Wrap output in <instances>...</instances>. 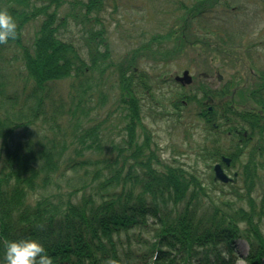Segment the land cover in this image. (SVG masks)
<instances>
[{
	"label": "trees",
	"instance_id": "16d2710c",
	"mask_svg": "<svg viewBox=\"0 0 264 264\" xmlns=\"http://www.w3.org/2000/svg\"><path fill=\"white\" fill-rule=\"evenodd\" d=\"M127 2L0 0L17 23V37L0 44V72L20 61L25 75L23 92L0 102V259L4 241L33 237L54 264H236L241 241L247 264H264V71L245 87L248 95L175 82L161 92L141 53L164 38L183 46L185 34H154L115 63L106 16ZM232 5L196 0L178 11L185 23L221 35L246 13ZM143 102L183 138L186 149L176 147L171 162L161 160L159 137L143 123ZM39 122L47 130L38 137ZM197 128L202 135L192 142ZM184 150L193 162L179 161ZM223 157L238 168L228 185L211 171Z\"/></svg>",
	"mask_w": 264,
	"mask_h": 264
},
{
	"label": "rangeland",
	"instance_id": "374dc122",
	"mask_svg": "<svg viewBox=\"0 0 264 264\" xmlns=\"http://www.w3.org/2000/svg\"><path fill=\"white\" fill-rule=\"evenodd\" d=\"M195 1L128 0L117 15L109 11L106 16V23L107 25L110 23L115 63L130 60L132 52L144 46L147 43L144 41L150 40L152 35L161 32L167 35L171 29H178L180 34H185L182 36L184 39L183 46L181 42L178 45L175 40L167 43L170 38H164L165 40L162 41L164 43L156 44L153 50H144L141 53L142 62L148 63L144 66L148 68L149 74H152L155 84L161 85V92H169L174 89V78L189 70L194 80L193 84L190 85V91H197L198 87L202 86H207L209 90L224 88L226 91V88L230 86L231 93L239 88V91L244 89V94L248 95V89L245 87H251L252 77H259L260 71H264V0H233L231 8H235L237 11L241 8L242 13H246L241 15L237 22L233 21V26L226 24V32L221 35H211L210 30L201 28L196 22L193 24L188 21L184 22V11H178L179 3L191 5ZM2 7H6V5L2 3ZM61 15L62 17L66 16L65 12ZM244 24L245 26L247 24V30L244 29ZM37 30L38 23L28 27L27 38L33 37ZM79 30L73 28L76 35ZM187 35L193 36L195 45L188 46ZM157 51L158 55L151 54ZM19 67L20 61L14 64L12 68L4 64L0 72V102L14 92H23L25 75L21 74ZM205 74L208 76L207 78L203 77ZM218 75L222 76L221 82L218 81ZM112 77H115L116 83V75H112ZM111 80L113 79L111 78ZM68 89L69 81L63 82L59 86L58 92L66 93ZM245 99L247 100V97ZM235 100L237 101V96H235ZM143 103V123L150 129L153 136L159 137L161 160L171 162L176 147L186 149L181 147L183 138L177 130H169L167 126V119L169 118L157 120L156 117L158 116L154 117L155 114H162L159 109L149 102ZM46 130V126L39 122L33 131L39 137L45 134ZM194 133L195 138L191 139L192 142L199 140V136L202 135L200 128L195 129ZM186 153L188 155L179 157L181 158L179 161L183 163L193 162L195 160L194 152L184 150V154ZM199 169L203 170L204 167L200 165ZM237 169L233 172L236 173ZM206 171L210 170L206 169ZM230 176L233 177L232 173ZM69 177L73 178L74 176L70 174ZM62 188H66V185L63 184ZM65 191L67 190H63V192ZM36 200L38 197L30 193L29 202L34 204ZM232 203L234 208L248 206L246 201L236 202L234 200ZM137 249V247L134 248L135 251ZM238 249L242 257L236 264H247L243 258L248 255V246L240 243Z\"/></svg>",
	"mask_w": 264,
	"mask_h": 264
},
{
	"label": "clouds",
	"instance_id": "9594fccd",
	"mask_svg": "<svg viewBox=\"0 0 264 264\" xmlns=\"http://www.w3.org/2000/svg\"><path fill=\"white\" fill-rule=\"evenodd\" d=\"M17 37V23L6 10L0 9V44ZM0 264H54L45 246L36 238L9 239L2 244Z\"/></svg>",
	"mask_w": 264,
	"mask_h": 264
},
{
	"label": "water",
	"instance_id": "95a60500",
	"mask_svg": "<svg viewBox=\"0 0 264 264\" xmlns=\"http://www.w3.org/2000/svg\"><path fill=\"white\" fill-rule=\"evenodd\" d=\"M176 81L179 83L187 85V84H190L192 82V78L190 77L189 72L186 71L183 73L182 77H177ZM224 161L227 164H229V162H230V160H228V159H224ZM215 172H216L217 179H219L220 181H222L224 183H227L229 181V178L224 174L220 165H217L215 167Z\"/></svg>",
	"mask_w": 264,
	"mask_h": 264
}]
</instances>
